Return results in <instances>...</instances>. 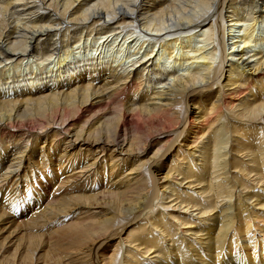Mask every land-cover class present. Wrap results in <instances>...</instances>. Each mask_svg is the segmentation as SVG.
<instances>
[{"label":"bare ground","instance_id":"1","mask_svg":"<svg viewBox=\"0 0 264 264\" xmlns=\"http://www.w3.org/2000/svg\"><path fill=\"white\" fill-rule=\"evenodd\" d=\"M0 264H264V0H0Z\"/></svg>","mask_w":264,"mask_h":264}]
</instances>
